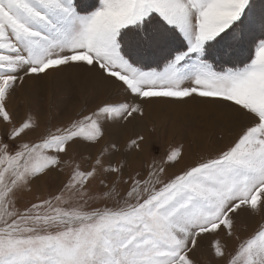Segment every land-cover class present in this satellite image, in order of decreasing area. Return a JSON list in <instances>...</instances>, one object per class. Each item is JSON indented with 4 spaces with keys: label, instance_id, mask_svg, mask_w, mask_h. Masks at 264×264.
Segmentation results:
<instances>
[{
    "label": "snow or ice",
    "instance_id": "obj_1",
    "mask_svg": "<svg viewBox=\"0 0 264 264\" xmlns=\"http://www.w3.org/2000/svg\"><path fill=\"white\" fill-rule=\"evenodd\" d=\"M69 71L108 98L43 129L18 115V90ZM158 103L239 132L169 174L183 146L158 156L139 130ZM205 246L207 264H264V3L0 0V264H204Z\"/></svg>",
    "mask_w": 264,
    "mask_h": 264
},
{
    "label": "rangeland",
    "instance_id": "obj_2",
    "mask_svg": "<svg viewBox=\"0 0 264 264\" xmlns=\"http://www.w3.org/2000/svg\"><path fill=\"white\" fill-rule=\"evenodd\" d=\"M255 3L259 7L261 3H264V0H255ZM55 78L57 79L55 80ZM77 78L79 76H74L69 71L60 73L58 76L54 74L48 77L46 80L49 82L45 80L29 81L23 89L18 90L13 99L18 115L23 116L31 109L43 129L48 123L66 122L75 116L82 107H90L108 98L109 88L100 94L93 91V86H89L90 90L86 89L83 84L79 86ZM157 105L147 106V115L139 130L150 135L155 141L158 156H164L170 148L183 146V159L178 165L169 169V174L230 143L239 132V129L235 130L233 127H226V129H234L233 131H225L222 122L215 120L214 114L199 111L202 108L200 104L190 103L178 106L179 108L186 106L188 109L194 106L195 112L190 109L169 110L166 107L156 109ZM197 107H199L198 110ZM202 132H206L207 135L204 141L199 143ZM131 134L132 130L129 128L125 135L130 136ZM135 166L140 167V163L137 162ZM59 180L60 178L56 176H50L39 181L33 187L32 193L25 195V201L33 199L34 195H46L49 191H54ZM259 221V217L242 216L238 221V229L242 233L249 232L257 226ZM209 258L208 249L205 246L201 249L200 259L204 264H207Z\"/></svg>",
    "mask_w": 264,
    "mask_h": 264
},
{
    "label": "bare ground",
    "instance_id": "obj_3",
    "mask_svg": "<svg viewBox=\"0 0 264 264\" xmlns=\"http://www.w3.org/2000/svg\"><path fill=\"white\" fill-rule=\"evenodd\" d=\"M72 74L74 75V76H79V78H77V80H78V82H79V86H81L82 84L84 85V87L86 88V89H88V90H90L91 88L89 87V86H93V91L94 92H98V93H100L101 94V92L102 91H107L108 90V87L105 85V84H103V83H100L98 80H96L94 77H92L90 74H88V73H75V72H72ZM58 75H60V73L59 74H57V76ZM57 78H55V80H56ZM45 81H47V82H49L48 80H46L45 79ZM77 82V83H78ZM58 83H60V81L58 80ZM196 104V103H195ZM179 106V104L178 105H170V104H164V103H158V105H157V107H156V109H159V107H166V108H169V110H176V111H178V110H182V109H184V110H191L192 112H195V108H194V106L193 107H190L189 109H188V107H183L182 106V108H179L178 107ZM155 108V107H154ZM191 108H193V109H191ZM199 109V107H197V110ZM199 111H205L206 112V114H207V112H210V113H212V114H214L215 115V117H213V118H215V120H220L221 122H222V127H225V129H226V127L228 128V127H233L235 130H237V129H239V127L237 126V125H235L229 118H227L225 115H224V113L221 111V110H219V109H216V108H213V107H211V106H204V105H202V108L199 110ZM186 112V111H185ZM184 113V112H183ZM211 114V115H212ZM209 117V116H208ZM212 118V117H211ZM207 119V118H206ZM219 121V122H220ZM213 122V121H212ZM211 122V123H212ZM216 122V121H215ZM204 123V122H203ZM207 123V122H206ZM214 124V123H213ZM219 125V124H218ZM234 129H226L225 131H228V130H234ZM206 132L204 133V132H202V134H200V142L199 143H201V142H203L204 141V138H206ZM209 135V134H208ZM224 140H225V138H224Z\"/></svg>",
    "mask_w": 264,
    "mask_h": 264
}]
</instances>
